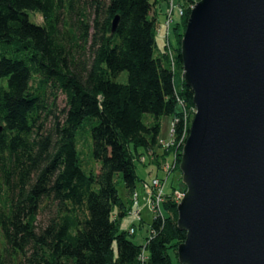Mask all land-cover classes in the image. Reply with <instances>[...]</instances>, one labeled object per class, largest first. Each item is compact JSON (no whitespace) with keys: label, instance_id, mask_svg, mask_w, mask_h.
Segmentation results:
<instances>
[{"label":"trees","instance_id":"16d2710c","mask_svg":"<svg viewBox=\"0 0 264 264\" xmlns=\"http://www.w3.org/2000/svg\"><path fill=\"white\" fill-rule=\"evenodd\" d=\"M175 1L183 14L171 25L172 71L166 48H156L158 0H0V80L6 81L0 86V264H141L142 249V264L176 258L185 239L176 226V189L137 245L120 228L131 207L116 180L131 200L141 180L136 163L149 153L156 160L167 155L153 152L160 120L172 117L175 138L181 134L179 102L188 134L192 93L182 79L179 44L199 0ZM121 73L124 83L116 81ZM83 128L97 172L83 170L76 146Z\"/></svg>","mask_w":264,"mask_h":264},{"label":"water","instance_id":"95a60500","mask_svg":"<svg viewBox=\"0 0 264 264\" xmlns=\"http://www.w3.org/2000/svg\"><path fill=\"white\" fill-rule=\"evenodd\" d=\"M179 49L195 112L178 166L177 263L264 264V0H199Z\"/></svg>","mask_w":264,"mask_h":264},{"label":"rangeland","instance_id":"374dc122","mask_svg":"<svg viewBox=\"0 0 264 264\" xmlns=\"http://www.w3.org/2000/svg\"><path fill=\"white\" fill-rule=\"evenodd\" d=\"M158 7H156V26L159 28V32L155 33V40H156V48L160 52L162 50V47L165 44V41L169 43V45L174 46L176 43L175 36L172 30V26L168 31V36L166 39H164V21H165V14H166V8H167V1L166 0H159L158 1ZM173 20L177 21L179 19L177 12L174 11L173 13ZM29 19L31 22L40 25L42 22V19L39 15L34 14L31 15L29 14ZM157 50L155 49V55L157 54ZM177 76V81L179 80V75L176 74ZM126 79V73H121L116 81L118 83H124ZM0 86H6V81L5 80H0ZM59 106L62 108L64 106V101L63 98H59ZM172 117H163L160 120V132L158 138H161L162 140H167L168 139V130L170 127ZM152 118L150 115L144 114L143 115V122L146 124L151 123ZM88 125V123H87ZM88 127V126H87ZM88 131V128H85ZM85 129H80L78 133L76 134V146L77 150L81 155L82 162H83V170L88 173L90 171L92 172H97L99 169L98 163H96L92 156H91V142L89 138V132L85 131ZM162 151L161 148H155L153 152H158V154ZM181 152V150H180ZM139 153H143V150H139ZM165 160L167 162L170 161L171 159V153H168V155L165 154ZM153 158V157H151ZM146 159H148L146 157ZM178 159V158H177ZM146 161V160H145ZM180 161V157H179ZM160 162V161H159ZM177 164V162H176ZM144 163H136V174L139 179H141L136 186L135 189V194L138 196V202H137V208L140 210V217L142 219L141 222H132L134 226V233L133 236L131 237V240L137 244V245H142L145 242V239L149 236L148 232V226L153 218V213L148 205V197L145 194L144 190L142 189V183H149L154 176L158 178H164V174L155 168V166H150L149 164L144 165ZM177 166V165H176ZM160 167V163H159ZM178 177V170L174 171L172 174L168 175V180L165 185L164 192L170 193L172 189L179 190L182 187L181 180H177ZM117 180V191L118 195L121 197L123 201L126 202V195H125V190L123 187L122 182L120 179ZM144 181V182H143ZM175 190V191H176ZM123 219H125V222L131 221L132 219L130 216L127 214ZM122 219V220H123ZM44 220L43 216L39 217V221L42 222ZM172 257V263L171 264H178L177 259L174 257V255H171Z\"/></svg>","mask_w":264,"mask_h":264},{"label":"built area","instance_id":"2783aa9c","mask_svg":"<svg viewBox=\"0 0 264 264\" xmlns=\"http://www.w3.org/2000/svg\"><path fill=\"white\" fill-rule=\"evenodd\" d=\"M174 11L177 12L178 17H181L183 14V8L178 6L175 0H167L165 21H164V26H163L164 32H165L164 39L167 38L168 31L171 28V25L173 23L172 16H173ZM158 32H159V28L156 27L155 33H158ZM170 46L171 45H169V43L165 41L164 47L167 50V54L169 56L170 68L173 71L174 70V60H173V54H172ZM179 104L180 106H182V110L184 112L183 113L184 124H183V129L181 131L179 138L176 139L174 136L175 135L174 134V124L176 123V120L172 119L169 130H168V139L165 141V140H162L161 138H158L157 140V146L159 148H161L162 150H165L167 152V155L168 153H171V159L169 162L165 160V157L159 158V160H157L158 163H160L159 170L164 174V178L154 177L149 183H145V182L142 183V189L144 190L145 194L148 197V205L153 213L154 218L162 217L161 205L165 200L166 193L164 192V189H165L166 182L168 180V175L172 174L175 171L176 165H177L176 162H177L178 154H180V150L182 149L185 143V140L187 138V135H188L186 134L187 112L185 110V107H183L182 103L179 102ZM194 112L195 110L193 107L192 109L193 115H194ZM148 157H155V156L149 153ZM145 160H146L145 156L140 158L141 163H145ZM182 197H183L182 192L178 190L172 192L171 198L173 202H175L176 204H178V202L181 200ZM137 202H138L137 194L134 193L131 196L132 205H131V210L128 213V215L130 216L132 220H131V224L125 229V231H127L129 234L134 233V227L132 226L133 225L132 222L142 221L140 217V210L137 208ZM145 260H146V255H145L144 249H142L138 256V261L142 264Z\"/></svg>","mask_w":264,"mask_h":264},{"label":"crops","instance_id":"0c3cea01","mask_svg":"<svg viewBox=\"0 0 264 264\" xmlns=\"http://www.w3.org/2000/svg\"><path fill=\"white\" fill-rule=\"evenodd\" d=\"M159 1V0H158ZM156 7H158V5L156 4ZM156 154H158V152L156 153ZM155 154V155H156ZM156 157V156H155ZM155 157H153V158H151V157H147L148 159H146V161H145V163H144V165H146V164H149L150 166H155V168L157 167V160L155 159ZM143 164V163H142ZM143 165V166H144ZM144 169H145V166H144ZM157 169V168H156ZM154 178V177H153ZM137 198H138V196H137ZM123 202H125V201H123ZM126 206H128L129 208L131 207V200L126 196ZM131 224V221H128V222H125V219H123L122 221H121V224H120V228H121V230H125L129 225Z\"/></svg>","mask_w":264,"mask_h":264}]
</instances>
